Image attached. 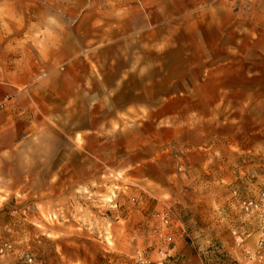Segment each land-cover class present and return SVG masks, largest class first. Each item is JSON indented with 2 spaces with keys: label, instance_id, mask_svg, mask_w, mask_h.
Segmentation results:
<instances>
[{
  "label": "rangeland",
  "instance_id": "1",
  "mask_svg": "<svg viewBox=\"0 0 264 264\" xmlns=\"http://www.w3.org/2000/svg\"><path fill=\"white\" fill-rule=\"evenodd\" d=\"M89 1L0 0V264H167L180 233L238 264L264 237V0H123L122 60L47 64Z\"/></svg>",
  "mask_w": 264,
  "mask_h": 264
},
{
  "label": "crops",
  "instance_id": "2",
  "mask_svg": "<svg viewBox=\"0 0 264 264\" xmlns=\"http://www.w3.org/2000/svg\"><path fill=\"white\" fill-rule=\"evenodd\" d=\"M123 5V0H90L86 6L85 4L75 5L72 13L66 16V24H69V27L61 31L62 37L59 40V46L55 48V45L51 44L43 47L39 50L41 58L46 59L47 64L60 63L70 59L76 52L74 43L78 42L89 45L90 60L94 64H101L103 60L113 58L122 60L124 57L123 36L128 32L129 27L123 18ZM121 63L122 61L119 62L120 65ZM211 225L212 229L214 226L218 228L214 223ZM201 230L195 233L197 237L202 235ZM216 232L218 235L217 230ZM179 235L175 237L171 259L167 264H202L200 254L193 252L186 240L181 238V233ZM215 235L213 229L211 240ZM238 239L240 237H236L235 241L237 242ZM244 240L247 247L253 241V235L247 233ZM232 258L238 264H257L247 256V251L236 248ZM260 264H264V262Z\"/></svg>",
  "mask_w": 264,
  "mask_h": 264
},
{
  "label": "built area",
  "instance_id": "3",
  "mask_svg": "<svg viewBox=\"0 0 264 264\" xmlns=\"http://www.w3.org/2000/svg\"><path fill=\"white\" fill-rule=\"evenodd\" d=\"M261 200L264 201V192L261 194ZM243 206V208L248 211L251 210L254 205L252 202H247L243 203ZM166 242L167 245H170L172 243V238L168 237ZM169 251L170 249L167 248L163 253H161L162 258L156 261L154 264H165L164 259L169 256ZM249 258L258 263L264 262V237L259 239L256 249L251 254H249Z\"/></svg>",
  "mask_w": 264,
  "mask_h": 264
}]
</instances>
